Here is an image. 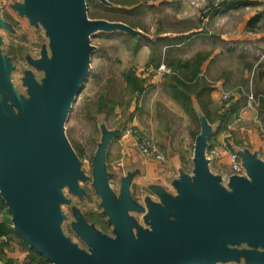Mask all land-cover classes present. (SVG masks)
<instances>
[{
  "label": "water",
  "instance_id": "1",
  "mask_svg": "<svg viewBox=\"0 0 264 264\" xmlns=\"http://www.w3.org/2000/svg\"><path fill=\"white\" fill-rule=\"evenodd\" d=\"M22 1L12 10L44 29L49 55L30 60L43 78L25 75V97L15 92L14 67L0 50V199L13 232L50 264H264V162L238 149L243 175L224 181L211 173L205 154L215 130L198 109L192 172H180L175 195L150 189L140 194L141 203L130 195L132 172L119 179L117 195L112 191L115 173L106 169V155L119 130L102 129L92 187L112 236L96 231L78 212L72 230L86 248L64 234L61 206L69 201L63 190L81 198V184L88 181L64 126L90 68V37L140 33L120 22L89 20L86 0ZM0 29H11L1 17ZM132 212L143 215L142 225Z\"/></svg>",
  "mask_w": 264,
  "mask_h": 264
},
{
  "label": "rangeland",
  "instance_id": "2",
  "mask_svg": "<svg viewBox=\"0 0 264 264\" xmlns=\"http://www.w3.org/2000/svg\"><path fill=\"white\" fill-rule=\"evenodd\" d=\"M22 2V0H0V17L11 26L10 30L0 29V50L5 57L11 60V64L14 67L10 78L15 92L27 97L26 87L23 84L25 75L32 73L37 81L43 78V73L34 69L29 62L30 60L39 59L43 53L49 55V50L47 47L48 39L45 36L44 29L38 24L30 25L25 16H19L16 11L12 10L14 4ZM111 2L115 5H109L108 7L115 6L120 10L110 11L97 0H86L88 19L110 22L119 21L128 24L130 27L135 26L146 30L151 34H155L157 30L160 32L166 25L167 28L176 29V22L170 19L169 14L166 12L167 7L164 8L160 4L152 6V9H148L145 4L139 3L140 0H111ZM236 2L240 3L239 6H241L242 11L227 20H223L222 18L214 20V7L211 5L206 19H204L205 16L201 13V9L204 6L195 7L200 22L205 24L203 28L206 29L205 38L210 43L205 44V46L201 44L202 47H196V50L190 49L183 52L182 55L184 58L188 57L191 60L198 54L207 56L208 50L211 53L216 52L213 56V67L211 68L213 73L211 76L205 74L208 81L204 77L211 88V92L213 89L211 86H215V90H219V95L215 102H213V109L210 110L211 119L215 122L211 127L215 130L217 125H221L222 112L218 113L219 110L228 107L224 109L226 110L224 116L227 117L231 100L237 99V102L241 103L240 107L232 115L227 126L229 127L230 141L235 146H239L238 148H241L243 144H250L251 133L263 139L264 112L261 109V100L264 99V79H262L264 76V2L257 3L240 0ZM208 4L207 7H209ZM164 12L166 16L163 14ZM251 12L259 14L257 22L254 24L253 32L257 37L256 39L246 38L251 37V35L247 36L248 32L244 31L242 26L240 27L245 16ZM224 22L223 29L220 23ZM152 36L155 37L154 35ZM241 36H244V38H241ZM159 41L152 43L150 47V65H145L140 70V66L137 64L136 66L133 65L135 61L143 59L139 56V51L144 41L139 40V36L117 31L114 34L96 33L90 37V44L94 47V51L90 55V68L82 87L75 96L64 126L69 143L76 150V154L80 156L81 169L87 176L88 181L81 184V187L86 192L83 199L79 200L74 197L67 189L63 190V195L72 200V203L85 214L100 212V208L98 207L100 199L92 187L91 163L94 152L101 142L102 129L104 128L110 132L119 130V132L123 133V130L131 126L136 127L141 136L153 139L158 147H160V143H163L164 145H168L170 150L178 153L182 165L181 170L185 173L192 172V156L195 140L192 133L198 131L197 123L191 122L188 115L180 107L185 114L182 118L175 114V112L164 113L161 111L162 107L161 109L157 108V111L160 113L156 117L153 136H149L140 128L149 119L143 113L139 115L137 113L138 105L142 103L141 100L144 101L140 98L143 92L131 94L126 89L123 80V73L127 71H132L143 82L144 80L141 79L142 75L156 74L159 77L165 78V76L173 74L172 68L167 67L166 63H163L164 61L168 62V59L165 60L166 51L161 54L162 52L157 50L158 47H163V42ZM170 63L169 61L168 65ZM156 64H158L157 67H155ZM159 65H164L166 72L163 74L155 73V69ZM219 75L222 77H218ZM218 79L225 80L222 90L218 88L216 82ZM163 88L165 91L164 84ZM235 92H239L238 98H234L233 94ZM222 93L228 94L229 98L225 102L221 100ZM250 93L255 98L254 102L247 98V95ZM165 94L171 99L167 91H165ZM210 95L211 93L209 94V107L212 106ZM100 97H104L111 104H115L113 111H109L108 105H106L103 113L98 114L96 112ZM171 101L173 100L171 99ZM243 114L247 116V119H242ZM140 115L144 117L141 120L136 118L138 126L133 118ZM145 125L148 126L146 123ZM119 144L120 142L114 140L110 142L109 156L106 158V169L115 173V177L110 181L114 192L117 191L118 180L124 175L123 169L126 168L124 166L115 170L117 163L113 157ZM117 151H120V149ZM255 152L257 153V157L264 162V150L260 147ZM133 189L134 191L136 190L135 187ZM61 209L68 217L67 221L62 224L63 232L74 243L84 248V244L70 229L69 222L73 218L69 207L64 205L61 206ZM2 216L3 214L0 210V221H2ZM98 228L107 235H111L110 228L100 225H98Z\"/></svg>",
  "mask_w": 264,
  "mask_h": 264
},
{
  "label": "crops",
  "instance_id": "3",
  "mask_svg": "<svg viewBox=\"0 0 264 264\" xmlns=\"http://www.w3.org/2000/svg\"><path fill=\"white\" fill-rule=\"evenodd\" d=\"M139 3L145 4L148 9H152L151 8L152 6H156L159 4L162 5V7L164 8L167 7L166 12L169 14L170 19L176 22V29L174 28L170 29L167 28V25L166 26L163 25L164 27L162 28V30L160 32H158L157 30L155 34H151L146 30H143L135 26H131L132 29L140 33L139 40L144 41V44L139 51V56H141L143 59L137 60L133 64L135 66L136 64L140 66L141 67L140 70H142L145 65L146 66L148 64L150 65L149 62L150 61L149 58L151 56L150 47L152 43L158 42L159 40L163 42L162 44L163 47H158L157 50L162 52L161 54H163L164 51H166L165 60L168 59V62L169 61L171 62L169 65L167 61L163 62L166 63L167 67H172V65L177 66L178 62L185 63L186 61H188L189 60L188 57L187 58L183 57L182 55L183 52L188 51L190 49H195L196 47H200L201 44L205 46V44L210 43V41L205 38L206 29H203L205 27V24L200 22L196 8L191 7L185 0H140ZM239 5L240 3L233 2L214 8L213 9L215 15L214 20H217V18H222L223 20H227V19H231L232 16L238 15L242 11L241 6ZM246 8L248 7L246 6ZM163 14H165L166 16L165 12ZM255 14H256L255 12H251L249 15H246L245 19L240 24V27L242 26V28H244V31L248 32L247 36L251 35V37H246V38H251V39L257 38L255 33L253 32H254V24L255 22H257L259 14H256V16ZM220 24L221 27L223 28L225 22ZM114 33H106V34H114ZM152 35H154L155 37H153ZM241 38H244V36H241ZM206 54H207V58L201 65V76L205 77V79H206L205 74L211 76L213 73L211 68L213 67L212 64L213 56L216 54V52L214 51L213 53H211V51L208 50ZM218 77H222V76L219 75ZM141 79L144 80V90L140 98H142L144 101L141 100L142 103L138 105L137 113L138 115L140 113H143V115H146L145 117L149 119L145 121V123L148 124V126L145 125V123H143V125L140 128L142 131L146 132L149 136L152 137L154 130L153 127L155 126L154 124L156 122V117L160 113L157 111V108L161 109L162 107L163 109H161V111L164 113L175 112V114H177L181 118L184 117L185 114L179 108V106L175 104L173 101H171V99L165 94L163 88L164 78L159 77L156 74L154 75L151 74V75H142ZM262 79H264V76L262 77ZM216 82L218 88L222 90L223 87L222 85L223 82L225 83V80L218 79ZM211 87L213 89L210 95V100L212 105L209 107L210 110L213 109L212 108L214 104L213 102H215L217 96L219 95V90H215V86H211ZM149 91L150 93H148ZM236 102L237 99L231 100L229 109H231V107L234 104H236ZM193 105L196 108V102L194 98H193ZM224 109L219 110L218 113L222 112L221 115H224L226 112V110ZM198 112L199 111H197V113ZM143 117L144 116L141 115L138 117L135 116L133 120L138 125L136 118L141 120ZM242 119L243 120L247 119V116L243 114ZM218 126L219 125H217L216 128ZM229 136H230L229 127L227 126L226 129H222L218 133L214 132V135L209 140L210 147L219 146L220 157L218 159L210 161L209 163V169L211 173L215 175H225L227 173L230 164L228 155L231 151L238 149H247L248 151H251V153H256L255 150H257L260 147L264 150V138L260 139L254 133H251L250 135V144H243L241 148H238L239 146H235L230 141ZM113 140L120 142V144L117 145L116 148L117 150L120 149V151L116 150L113 157V159H116L114 161L117 163V167L115 168V170L126 166V168L123 169L124 174L127 172H132L133 175L135 174L132 180V186L135 187L136 189L135 192L137 195L143 193L150 194V189H161L170 195L176 194V191L173 187V183L175 180L178 179L180 172L182 171L181 170L182 165L178 153L170 150L168 145H164L163 143H160L161 144L160 145L158 143L159 146L161 147V148L159 147V149L164 157V160L162 162L151 161L142 157L139 154L135 145L134 138L129 137L121 133L120 131L119 134L111 141ZM222 144H225L226 148H221L220 145ZM108 153H109V146L107 149L106 158L109 156ZM117 153L119 154L117 155ZM0 247L2 249L0 251V264H4L6 260L12 261L15 264H22L28 258V251L24 249L21 245H19L17 242L9 241V244L1 245Z\"/></svg>",
  "mask_w": 264,
  "mask_h": 264
},
{
  "label": "trees",
  "instance_id": "4",
  "mask_svg": "<svg viewBox=\"0 0 264 264\" xmlns=\"http://www.w3.org/2000/svg\"><path fill=\"white\" fill-rule=\"evenodd\" d=\"M111 5H115L111 0H107ZM107 10L115 11L120 10L117 7H106ZM207 56L198 54L193 59L186 61L185 63L178 62L177 66L172 65L173 74H169L164 78L165 91L169 94L171 99L179 105V107L188 115L191 122L197 123L198 131L192 133L193 138L197 136L200 130L199 116L196 113V109L200 111V114L208 121L210 125L214 123L211 119V111L209 109V94L211 88L208 83L201 76V65L206 60ZM158 64L155 65L157 67ZM123 80L127 90L134 94L136 92H143L144 82L136 77L132 71L123 73ZM82 87V86H81ZM193 98L196 102V108L193 105ZM261 109L264 112V99L261 100ZM109 100L104 97H100L98 100V106L96 112L103 113L106 105H108L109 111H113L115 104H111ZM239 102H236L231 109L227 112V117L222 115L221 125L216 128L215 133H218L222 129L227 127V124L232 115L238 111L240 107ZM110 105V106H109ZM214 135V134H213ZM209 143V141H208ZM210 147V145H209ZM76 153V150H74ZM78 156V154H77ZM80 158V156H78ZM0 210L3 214L2 221H0V234L6 235L9 241L17 242L24 249L28 251V258L22 264H49L42 256L38 255L34 250L30 249L12 230L10 223V214L6 210L3 201L0 199ZM0 247V251H1ZM4 264H15L12 261L6 260Z\"/></svg>",
  "mask_w": 264,
  "mask_h": 264
},
{
  "label": "built area",
  "instance_id": "5",
  "mask_svg": "<svg viewBox=\"0 0 264 264\" xmlns=\"http://www.w3.org/2000/svg\"><path fill=\"white\" fill-rule=\"evenodd\" d=\"M190 6L192 7H197V6H204L203 9H201V13L202 15L205 16L204 19H206V15L209 13L210 11V5L214 8H217L221 5L224 4H229V3H233L236 2L237 0H185ZM240 1H246V2H257V3H262L264 2V0H240ZM209 3V4H208ZM207 4L209 7H207ZM155 73L157 74H163L164 72H166V68L164 65H160L158 68L155 69ZM234 98H238L239 97V92H235L233 94ZM228 94L227 93H222L221 94V100L222 101H226L228 99ZM247 98L250 101L254 102V96L252 93H250L249 95H247ZM123 133L129 137H135L136 141H135V145L136 148L139 152V154L151 161H158V162H162L164 160V157L162 155V153L159 150V147L157 145V143H155L153 141V139H149L146 136H141L140 132L138 129H136V127H129L128 129L123 130ZM262 136L264 138V122H263V126H262ZM221 148H226L225 144L220 145ZM206 158L209 161L218 159L220 157V152H219V146L217 147H208L207 151H206ZM229 170L227 171V173L225 175H222V179L225 181L227 179V177H229L230 175H243L244 171L242 169L241 166V161L239 156L237 155V153L233 150L229 153ZM9 244V239L6 235H2L0 234V246L1 245H7Z\"/></svg>",
  "mask_w": 264,
  "mask_h": 264
},
{
  "label": "flooded vegetation",
  "instance_id": "6",
  "mask_svg": "<svg viewBox=\"0 0 264 264\" xmlns=\"http://www.w3.org/2000/svg\"><path fill=\"white\" fill-rule=\"evenodd\" d=\"M111 180H113V178L111 179ZM118 185H119V180H118ZM111 186V185H110ZM111 189H112V191H114L113 190V188H112V186H111ZM135 191H134V189H133V186H131L130 187V195H131V198L133 199V200H135L137 203H141L142 201L139 199V197H142L140 194L139 195H137L136 194V192L134 193ZM116 195L118 194V189H117V191H115L114 192ZM86 195V192L84 191V194H83V196L81 197V198H78V197H76V198H78L79 200H81V199H83V197ZM75 197V196H74ZM67 200L69 201V203L68 204H66L68 207H69V209H70V213H71V216H72V221L71 222H69V224H70V229H71V231L75 234V232L72 230V224L75 222V217H74V213L75 212H78V213H80L81 214V216L83 217V219L86 221V223L88 224V225H90V226H92L96 231H98V232H100V233H103V234H105V235H107L106 233H104V231H102V230H100L99 228H98V225H100V226H104V227H106V228H110L111 229V233H112V226H110L108 223H107V220H108V218H107V216H105V215H103V213H102V208H101V206H100V202L98 203V207L100 208V212H98V213H92V214H85V213H83L81 210H80V208L79 207H77L75 204H73L72 203V200H69L68 198H67ZM64 215H65V213H64ZM130 215L135 219V221L137 222V224H139V225H142V223H143V221H142V217H143V215L142 214H140V213H135V212H132V213H130ZM67 219H68V217L65 215V220L63 221V223L65 222V221H67ZM65 234V233H64ZM66 235V234H65ZM76 235V234H75ZM67 236V235H66ZM107 236H112V234L111 235H107ZM69 237V236H68ZM70 238V237H69ZM71 239V238H70ZM79 239V238H78ZM80 240V239H79ZM71 241H72V239H71ZM81 241V240H80ZM73 242V241H72ZM82 242V241H81ZM74 243V242H73ZM83 243V242H82ZM76 244V243H75ZM84 244V243H83ZM78 245V244H77ZM84 246H85V244H84ZM78 247L79 248H81L79 245H78ZM86 247H84V248H82V249H85ZM49 263V262H48ZM50 264V263H49Z\"/></svg>",
  "mask_w": 264,
  "mask_h": 264
}]
</instances>
